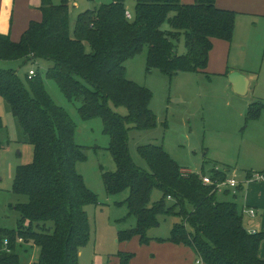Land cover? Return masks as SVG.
Wrapping results in <instances>:
<instances>
[{"label":"trees","instance_id":"16d2710c","mask_svg":"<svg viewBox=\"0 0 264 264\" xmlns=\"http://www.w3.org/2000/svg\"><path fill=\"white\" fill-rule=\"evenodd\" d=\"M126 1L85 10L71 26L68 0H41V20L30 22L18 42L0 34V61L50 62L46 79L54 81L69 102L80 103L79 118L101 120L116 166L114 172L102 174L103 185L110 195L128 190V215L136 219L134 228L117 233L118 243L137 239L140 246L153 241L184 246L202 264H264L258 256L264 232L249 233L237 204L219 201L214 186L202 183L203 171L181 168L155 145L137 149L149 169L144 171L128 151L129 130L155 128L156 116L149 109L152 92L126 78L125 62L147 48V73L157 70L169 79L179 73L204 74L212 41H232L238 13L217 8L216 0H194L192 5L135 0L128 20ZM165 24L167 31L162 30ZM182 39L185 53L178 54ZM28 84L29 89L14 71L0 70V97L33 148L32 162L15 171L12 192L28 201L15 206L21 216L15 230L0 228V264H22L18 252L28 243L38 252L31 264H79L90 235L85 206L96 204L76 171V164L86 159L84 147L75 143V123L49 97L39 74L28 78ZM119 107L125 108V116L113 111ZM262 113L263 103L249 105L244 127ZM252 175L246 173L247 178ZM208 176L215 183L227 178L216 169ZM153 189L161 198L149 206ZM159 216L180 219L166 240L147 235L159 226ZM115 257V264H129L135 254L119 251Z\"/></svg>","mask_w":264,"mask_h":264},{"label":"rangeland","instance_id":"374dc122","mask_svg":"<svg viewBox=\"0 0 264 264\" xmlns=\"http://www.w3.org/2000/svg\"><path fill=\"white\" fill-rule=\"evenodd\" d=\"M113 0H70L68 2L70 24L73 26L76 16ZM238 2V1H237ZM57 4L58 0H52ZM40 7V0H32ZM75 5V6H74ZM135 0H127L125 9L132 13ZM242 13V12H241ZM239 16L236 34L231 41V65L237 71L245 68L256 73L258 94L264 95V20L257 30L252 24L242 21ZM249 21H255L250 17ZM254 23V22H253ZM162 30H169L167 24ZM184 41L178 45V54H184ZM147 48L125 62L126 78L152 92L149 109L156 116V126L150 130L128 132V151L133 163L144 171L148 167L139 156L140 146H161L181 168L198 174L203 171L209 175L212 170L226 172L238 183L235 194L218 193L219 201H233L239 210L250 206L252 197L264 198L260 186L262 182H248L247 172L253 175L264 171V114L260 121L250 122L244 127L247 105L253 99L234 96L225 79L202 73H179L172 79L157 70L146 72ZM52 65L48 61H0V70L16 72L20 81L29 89L28 73H38L44 89L52 101L64 109L76 125L75 143L84 147L86 159L76 164V171L83 178L85 186L96 197V204L85 206L89 223V240L80 250L79 264H115V255L124 249L125 243L117 242V233L135 227L136 219L128 215L126 199L128 190L107 194L102 181L104 172L116 169L112 156L108 152L109 138L103 134L100 119L82 121L76 109L79 102H69L54 81L46 79L45 72ZM240 86V85H239ZM114 112L125 116L123 107L114 108ZM0 228L15 230L20 213L15 210L17 204L27 203L23 195L12 192V183L16 168L32 162L33 148L17 120L12 116L9 105L0 97ZM261 191V192H260ZM226 194V195H225ZM250 196V197H249ZM236 197V198H233ZM161 198V192L153 189L150 196L151 206ZM251 207V206H250ZM264 213H258L253 220L243 217V226L247 231H262ZM159 226L148 231L152 239L166 240L178 217L159 216ZM264 241V240H263ZM134 242V243H133ZM136 241H130L126 247H135ZM17 244H22L18 242ZM128 250V249H126ZM264 253V245L262 246ZM133 252V251H131ZM22 264H31L37 259V249L32 243L23 244L18 252ZM183 264H195L197 257L186 251L178 256ZM149 259L142 264L149 263ZM168 262V261H167ZM165 264V260H157Z\"/></svg>","mask_w":264,"mask_h":264},{"label":"crops","instance_id":"0c3cea01","mask_svg":"<svg viewBox=\"0 0 264 264\" xmlns=\"http://www.w3.org/2000/svg\"><path fill=\"white\" fill-rule=\"evenodd\" d=\"M69 1L70 0H68V2ZM180 1L183 5H192L194 3V0ZM215 5L219 9L232 10L238 13L235 21L234 36L236 34V26L239 16L243 17L242 21L252 24V26H250L251 30H257L259 26L263 24L264 0H216ZM36 6L37 5L34 6L32 4V0H0V34L9 35L13 42H18L21 35L28 28L30 22H38L41 20L39 7ZM250 17L254 18L257 22L249 21ZM231 50V42L228 43L226 41L214 39L212 41V49L208 56L205 73L208 76L214 75L215 77L225 79L228 85L227 88L231 90L234 96L242 99L249 98L251 96L253 99L247 107L255 102H261L264 104V95L261 93L258 94L257 91L255 92L257 89L256 81H258L256 73L247 68L237 71L234 67H232ZM260 119L258 121H260ZM260 189L264 192V186H260ZM262 199L263 201L261 202V197L257 198L253 196L250 204L251 207L243 205L241 207V212L243 208H252L256 212V216L254 218L245 214L243 217L247 216V218L253 220L257 217L258 213H264V198ZM262 224V231H264V219L262 220ZM251 231L257 233L256 230ZM248 232H250V230ZM132 241H136V248L126 247L127 242L125 243V246L123 245L124 249L122 250V252L133 251L132 253L135 254V257L129 264H142L143 260L146 258H148L150 262L145 264H158L156 263L157 260H165V264H183V260L178 258L179 255L185 253L186 251L194 254L187 247L173 245L170 243H157L153 241L147 246H140L137 239H133ZM263 245L264 241L261 242L258 251V256L262 260H264V253L262 250Z\"/></svg>","mask_w":264,"mask_h":264},{"label":"built area","instance_id":"2783aa9c","mask_svg":"<svg viewBox=\"0 0 264 264\" xmlns=\"http://www.w3.org/2000/svg\"><path fill=\"white\" fill-rule=\"evenodd\" d=\"M125 17H126V19L131 20L132 14L128 10H126L125 11ZM34 73L35 72H33V71H29L28 78L33 76ZM201 181L205 186H214V190L217 193H222L226 190H230V191L232 190V192L234 194V190L236 189V187L238 185V183L236 182V179L234 177H231V178L227 177L224 181L215 183L208 175H206V176H201ZM251 181L264 183V173H261V174L256 173V174L252 175V177L250 179H248V182H251ZM242 214L248 215L251 218H254L256 216V212L252 208H243ZM249 233L253 234L255 232L250 231ZM4 246H7L6 241H4ZM195 264H202V263L199 260H196Z\"/></svg>","mask_w":264,"mask_h":264}]
</instances>
